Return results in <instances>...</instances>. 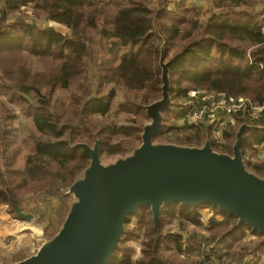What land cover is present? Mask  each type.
<instances>
[{
	"label": "trees",
	"instance_id": "16d2710c",
	"mask_svg": "<svg viewBox=\"0 0 264 264\" xmlns=\"http://www.w3.org/2000/svg\"><path fill=\"white\" fill-rule=\"evenodd\" d=\"M112 3L111 0H0V87L14 94L13 100L17 98L20 106L26 105L24 115L32 121L24 139L31 143V152L19 167L17 161L24 151L19 129L11 127L18 115L14 111L0 115V204L10 205V213L15 202L22 205L27 196L58 194L89 164L90 158L71 148V144L93 145L95 133L101 140L103 156H110L134 148L116 137L141 143L145 122H138L137 113L148 120L144 105L161 95L159 61V69L155 71L149 66L152 58L159 59L160 35L167 41V60L172 62L175 102L165 114L162 135L186 144H203L208 136L211 138L210 128L201 132L167 125L171 114L177 116L178 122L186 123L193 107L209 96L230 104L243 99L264 107V31L260 28L264 21H260L263 12H259L264 8V0H219L217 11L205 12L209 16L203 20L204 12L198 7L188 8L187 0H158L154 8L144 0H128L113 7V11ZM40 18L65 27L67 32L41 26L36 20ZM165 19L172 22L162 25ZM184 23L192 25L189 37L183 35ZM195 30L197 33L192 34ZM25 51L59 63L43 73L32 72L24 65ZM91 67L94 87H82L70 94L68 102L60 101L58 91L69 89ZM120 93L125 102L118 106L117 114L125 110L136 115L130 126L120 125L111 116ZM97 116L104 121L96 122ZM244 121L247 119L243 115L236 116L235 123L218 136V140L224 137L226 142L219 144L216 140L214 147L231 152L236 132ZM263 145L264 131L245 134V159L260 173L264 172V160L254 162L251 157ZM198 210L177 204L166 206L161 222L163 237H158L154 229L150 209H142L133 216L145 224L151 249L144 252L146 259L137 264H186L161 257L164 241L171 242L168 247L175 246L182 255L188 251L192 256L195 253L199 261L194 264H248L250 256L256 257L264 250V237L247 226L236 227L237 219L228 214H224L223 221L211 219L210 227L206 226L209 235H193L195 242L202 243V249L194 243L185 248L184 235L164 232L166 220H175L182 232L188 225L202 227ZM248 229L257 236L256 241L250 240ZM129 234L111 264H134L130 248L125 247ZM238 234L244 236V245L235 244L240 238Z\"/></svg>",
	"mask_w": 264,
	"mask_h": 264
},
{
	"label": "water",
	"instance_id": "95a60500",
	"mask_svg": "<svg viewBox=\"0 0 264 264\" xmlns=\"http://www.w3.org/2000/svg\"><path fill=\"white\" fill-rule=\"evenodd\" d=\"M160 37L161 95L144 105L148 120L141 143L107 157L95 133L93 145L71 144L90 162L60 189L69 203L57 231L50 236L51 219L42 221L16 201L12 215L32 233L35 246L27 257L0 264H111L130 218L150 209L154 229L163 237V209L171 204L213 207L235 217L236 227L247 226L264 237V172L252 169L243 152L245 134L264 131V125L244 121L231 152L217 150L209 136L204 144L159 140L165 114L175 106L172 62L167 60V41Z\"/></svg>",
	"mask_w": 264,
	"mask_h": 264
},
{
	"label": "rangeland",
	"instance_id": "374dc122",
	"mask_svg": "<svg viewBox=\"0 0 264 264\" xmlns=\"http://www.w3.org/2000/svg\"><path fill=\"white\" fill-rule=\"evenodd\" d=\"M97 1H103V0H97ZM113 3L111 5V10L113 11V7L117 6V5H121L125 2H127L128 0H111ZM146 1L150 7L154 8V6L157 5L158 0H144ZM219 0H187V7L188 8H192V7H198L200 8L204 14L201 15V19H205L209 16V14H206L205 12L208 11H217L216 9V4ZM247 6H243V8L245 9ZM261 10L259 12H263L262 16L260 17V21H264V8H260ZM27 14L31 15L32 19L35 20V16L30 13L29 10H26ZM39 22V24L43 27H53L56 30L66 33V28L63 26H58L56 24H50L48 22H45L42 20V18L40 19H36ZM172 20H162L161 24L165 25L168 23H171ZM191 27L192 25L190 23H184L181 28L184 29L183 30V35L184 37H189V33H191ZM260 28L262 31H264V24L260 25ZM197 31L195 30L192 34H196ZM191 34V35H192ZM27 45V44H26ZM161 45L160 42H158V46ZM101 61V59L99 60V62ZM158 61L159 59L156 58H152L151 62H149V66L152 70H156L158 68ZM23 62L26 68L30 69L32 72H37V73H43L46 71V69H48L51 66H55L57 65L59 62L56 60H51V59H47V58H40L38 55L32 54L29 51H25L23 53ZM159 69V68H158ZM15 77V76H12ZM94 68L91 67L90 71L87 74H84L82 76H80L77 80H75L69 89H64V90H59L58 91V95L60 98V101L62 102H68L70 99V94L74 91L77 90H81L82 87H87V86H92L94 87ZM107 91V90H106ZM128 95L133 97L131 92H128ZM194 95V94H192ZM14 94H12L10 91L0 87V115L5 114L7 111H14V114L18 115V119L16 120V122H13L11 124V127H16L17 129H19V141L22 144V150L24 151L23 154L21 153L17 164L19 167H22L24 165L25 162V156L26 154H28L29 152H31V143L27 140H24L28 137V132H26L27 126L30 128L32 126V121L31 119H27L25 117V113H24V108H26V105H21L20 106V102L17 101V98L13 100ZM206 99H209V97H206ZM124 100L122 97V93H120L118 95V97L116 98L115 102H114V108L112 110L111 116L116 119L118 121V123L120 125H124V126H130L132 125V119L136 118V115H134L133 113H127L125 110H120V112L117 114V108L119 105H123L124 104ZM153 102V101H152ZM149 104V103H148ZM259 112V110L257 111ZM137 119L139 123L142 122H147V120H145L144 116L142 114L137 113ZM264 118H262V115L259 117V119L256 120V123H250L253 125L256 124H263L264 125ZM104 121V119H101L100 117H96V122L98 123H102ZM181 122L177 121V116L174 114H171L168 119H167V125H180L181 126ZM235 126V125H234ZM209 135H211V140L216 141L219 144H223L226 142V139L223 137V139L220 141L218 140V136L221 134V132L216 131V130H211L210 132H208ZM123 139L124 141H126L127 147L131 146L132 144L134 145V147L138 146L140 143L139 142H131L129 138H125L122 136L116 137V139ZM159 140H164V141H174L171 139L170 135H162L160 138H158ZM175 142H179V141H175ZM204 144V143H203ZM254 147L256 148L257 145L254 144ZM252 157L251 160L254 162H261L262 160H264V145L261 146L260 148L258 147L257 150L252 152ZM104 157H107L104 155ZM32 196V195H30ZM64 197V196H62ZM66 203L68 206L69 203V198H66ZM10 205L8 204H0V208H4L2 209V211H6L9 214L10 213ZM199 213L202 216V223L203 226L202 227H197V226H187L186 231H180L179 230V223H176L175 220L173 221H168L166 220V227H165V231L164 232H170L172 235H179V233H181L182 235L185 236V246L186 247H191L193 245V243L196 245V247H198L199 249H202V243L200 241H194L195 240V236H193L195 233L199 234V235H203V234H210V232H207L206 226L210 227V221L211 219H215L217 221H223L224 220V214L220 213L218 210L214 209L213 207H201L199 208ZM62 217L64 218V216L62 215ZM47 218V217H46ZM45 218V219H46ZM62 219V218H61ZM42 221L44 219H41ZM40 220V221H41ZM63 220V219H62ZM62 220H60L62 222ZM59 222V223H61ZM58 223V224H59ZM57 224V225H58ZM53 225V223H52ZM54 226V227H50L49 229V235H54V233L57 231L58 226ZM146 226L142 221H139V218L137 217H132L131 218V222L128 224V233L129 237L127 238L128 241L125 242V247L130 248L131 253H129L131 262L134 264H137L138 261H142L146 259V254L145 253H149L151 251V249L148 248V243L150 242V239L148 238V234L146 232ZM248 235L251 236L250 240L252 241H256L257 240V236L256 235H252L251 231L248 229L246 232ZM193 236V237H192ZM239 241H236L235 244H240V245H244L245 244V239L244 236H241L238 234ZM171 242H163L161 244L160 247V255L163 259H168L170 261H180V262H184L186 264H194L197 263L199 261V257H197V255L194 253L195 256H192L191 253L188 251L186 255H182V252H178L175 248V246L172 247H168V245ZM140 249L141 253L137 254V250ZM145 252V253H144ZM258 256L254 257V256H250L248 258V264H263L264 263V250L261 251L260 253L257 254ZM191 256V257H190ZM260 260V261H259ZM259 261V263L257 262Z\"/></svg>",
	"mask_w": 264,
	"mask_h": 264
},
{
	"label": "crops",
	"instance_id": "0c3cea01",
	"mask_svg": "<svg viewBox=\"0 0 264 264\" xmlns=\"http://www.w3.org/2000/svg\"><path fill=\"white\" fill-rule=\"evenodd\" d=\"M22 206L26 212L33 213L40 219L49 217L53 223L52 227L61 222L62 215L64 216L67 210L66 197L59 193L27 196ZM2 209L4 208H0V263L21 260L27 257L35 246L32 233L26 231L22 221L9 220L8 216L11 214Z\"/></svg>",
	"mask_w": 264,
	"mask_h": 264
},
{
	"label": "built area",
	"instance_id": "2783aa9c",
	"mask_svg": "<svg viewBox=\"0 0 264 264\" xmlns=\"http://www.w3.org/2000/svg\"><path fill=\"white\" fill-rule=\"evenodd\" d=\"M238 115H243L249 123H256L261 115L264 118V107L243 99L230 104L226 100L216 101L214 97L209 96V99H202L193 107L187 122L182 123L181 127L201 132L206 128L222 132L228 125L235 123ZM8 218L15 220L12 214ZM139 253H141L140 249L137 250V254Z\"/></svg>",
	"mask_w": 264,
	"mask_h": 264
}]
</instances>
